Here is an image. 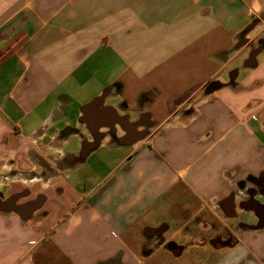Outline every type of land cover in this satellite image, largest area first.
<instances>
[{"label":"crops","instance_id":"crops-1","mask_svg":"<svg viewBox=\"0 0 264 264\" xmlns=\"http://www.w3.org/2000/svg\"><path fill=\"white\" fill-rule=\"evenodd\" d=\"M0 264H264V0H0Z\"/></svg>","mask_w":264,"mask_h":264},{"label":"water","instance_id":"water-1","mask_svg":"<svg viewBox=\"0 0 264 264\" xmlns=\"http://www.w3.org/2000/svg\"><path fill=\"white\" fill-rule=\"evenodd\" d=\"M215 84V83H214ZM214 84H212L211 86H214ZM212 90V89H211Z\"/></svg>","mask_w":264,"mask_h":264}]
</instances>
